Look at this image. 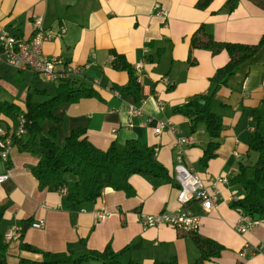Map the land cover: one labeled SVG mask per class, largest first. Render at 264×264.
<instances>
[{"label":"crops","instance_id":"obj_1","mask_svg":"<svg viewBox=\"0 0 264 264\" xmlns=\"http://www.w3.org/2000/svg\"><path fill=\"white\" fill-rule=\"evenodd\" d=\"M196 1L0 0V31L30 38L34 17H41L45 30L54 35L44 42L43 52L70 65H81L82 79L99 95L56 107L59 122L46 121L43 130L55 127L62 143L72 129L85 128L89 140L101 149L113 143L123 147L126 140L135 139L142 147H155L158 161L173 175L180 135L168 129L173 126L191 139L183 147L184 163L211 189L216 177H231L240 161L253 163L255 155L247 154V138L256 126V109H264V43L218 91L217 107L224 129L217 156L206 166L199 161L207 142L204 127L198 125L192 133L188 119L176 108L188 97L210 91L209 77L228 60L225 51L212 54L194 49L190 54L192 33L204 24L218 41L257 43L264 33V9L249 0H240L230 12L224 8L226 0H211L206 8L197 7ZM117 54L123 55L138 77L141 99L137 103L121 90L128 74L113 67ZM12 93L25 97L17 90ZM27 94V100L33 101L29 89ZM130 106H136L138 112L132 113ZM160 123L168 126L155 133ZM36 162L34 155L21 153L15 146L7 161L0 159V174L8 175L0 182V204L10 202L1 230L21 229L20 237L8 244V264L21 257L40 258L24 250L23 242L56 258L100 250L108 243L120 250L131 242L136 244L122 253L123 262L150 263L175 257L178 264H189L197 257L192 238L183 231L169 225L143 227L140 221L143 213L178 209V184L134 175L130 180L134 196L105 188L94 203L79 208L56 188H38L30 171ZM213 188L215 207L203 210L197 202L189 206L201 216L197 233L224 246L219 257L205 264H264V253L250 254L257 245H264V216L249 231L238 233L235 225L240 213L230 206V200L241 196L242 189L220 182ZM101 212L106 213L104 221L98 218ZM36 221H43L44 227H33ZM246 243L250 245L248 256L242 258L239 251Z\"/></svg>","mask_w":264,"mask_h":264},{"label":"trees","instance_id":"obj_2","mask_svg":"<svg viewBox=\"0 0 264 264\" xmlns=\"http://www.w3.org/2000/svg\"><path fill=\"white\" fill-rule=\"evenodd\" d=\"M239 1L226 0L224 8L229 12L233 11ZM249 1L264 9V0ZM210 2L211 0H197L196 6L206 8ZM263 43L264 33L260 40L253 44L218 41L204 24L190 36V54L194 49H207L212 54L225 51L228 54L226 63L209 77L211 90L188 97L176 108L188 119L192 133L196 131L198 125L204 127L207 142L202 146L203 153L199 159L204 166L217 156L224 129L222 117L215 111L218 91L228 84L231 76L257 53ZM189 56H191L189 62L194 64L192 55ZM61 63L63 66L68 64L64 60H61ZM113 67L127 72L128 80L121 90L132 96L136 103L139 102L141 86L131 64L123 55L117 54L113 60ZM82 77L60 79L53 94L46 88L35 87L33 94L42 96L43 100L40 102L28 100L26 108H23L16 99L7 100L0 97V123L5 125L6 134L12 139V146L21 153L32 154L37 158L30 171L37 180L38 188L58 189L60 185L65 184L68 188L67 198L81 208L84 204L94 203L99 199L105 188L123 191L128 197L134 196L135 190L130 181L134 175L152 177L177 186L173 175L158 161L156 148L153 146L142 147L135 139H128L123 147L113 143L108 148L101 149L89 140L85 128L72 129L62 143L57 140L55 127L43 130L46 121L55 124L59 122L60 118L55 113L56 107L77 102L81 98L99 97L93 86ZM2 89L0 84V93ZM256 112V126L247 138V154L254 153L257 158L253 163L240 161L236 172L228 178V184L237 185L243 191L241 196L232 198L230 206L252 220H261L264 216V124H262L264 111L257 108ZM20 123L24 132L16 135ZM9 203L5 201L0 204V264H8L9 242L3 238L1 220ZM184 235L192 238L198 252L197 257L189 264H205L219 257L224 249L218 241L201 234L184 232ZM135 244L131 242L120 250H114L108 243L100 250L89 249L77 256L56 258L48 251L23 242L21 246L24 250L39 255L40 258L21 257L14 264H82L91 260L98 261L99 264H178L175 257L166 260L155 259L150 263L134 260L123 262L120 256L132 249Z\"/></svg>","mask_w":264,"mask_h":264},{"label":"built area","instance_id":"obj_3","mask_svg":"<svg viewBox=\"0 0 264 264\" xmlns=\"http://www.w3.org/2000/svg\"><path fill=\"white\" fill-rule=\"evenodd\" d=\"M165 14V13H161ZM65 32L63 28L61 33ZM53 34L47 32L43 26L41 17H34L32 22V36L30 38L16 37L6 30L0 31V62L18 70H30L47 81H59L68 77H82L83 67L81 65H62L58 57L48 56L43 52V44L53 38ZM132 113H137L136 106H130ZM23 119L21 118L22 122ZM168 125L160 123L155 128V133H160ZM173 133H179L177 139L178 151L173 165V178L178 184L177 200L180 207L176 210H164L155 214H141L140 221L143 227H155L159 225H169L183 232L197 233L202 225L201 216L192 209L191 202H197L203 210H210L215 207L217 198L215 188L218 182L228 185V178L216 177L213 181L212 189L207 187L200 177L199 173L188 167L184 163V145L191 142L189 137L181 134L175 127L168 126ZM24 132L20 123L16 135ZM12 139L6 134L3 128H0V159L7 161L12 149ZM8 177L7 174H0V182ZM62 195H67L68 188L65 184L57 189ZM232 200V198H231ZM230 200V202H231ZM100 221H104L106 213L98 214ZM260 220H252L247 216L241 215L235 225L238 233H245L256 226ZM35 228H43V221H36L31 224ZM21 229L10 228L3 233L5 241L10 242L19 238ZM249 244H245L239 251V256L246 258L248 256ZM264 253V245L260 244L253 248L251 255L255 253Z\"/></svg>","mask_w":264,"mask_h":264},{"label":"rangeland","instance_id":"obj_4","mask_svg":"<svg viewBox=\"0 0 264 264\" xmlns=\"http://www.w3.org/2000/svg\"><path fill=\"white\" fill-rule=\"evenodd\" d=\"M0 74H2L1 82L0 83L3 87L0 93V97L2 99L12 100L16 99L18 100L23 108L27 107V90L29 89L31 92V96L33 97V101L31 102H40L43 100V97L40 95L33 94V89L36 88H46L50 94H53L55 91V86L57 83L55 81L53 82H45V79L37 76L36 74L30 70H26L23 72H20L18 74V71L15 68H10L6 64L0 62ZM29 87V88H28ZM12 90H17L20 92V94L24 95L25 97L20 96H13ZM29 99V98H28ZM264 111V109H262ZM215 111L218 113L219 109L217 106H215ZM262 124H264V115L262 117ZM0 126L5 127L3 123H0ZM254 154V153H253ZM255 155V154H254ZM256 155L253 159L255 162Z\"/></svg>","mask_w":264,"mask_h":264}]
</instances>
